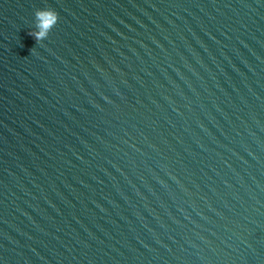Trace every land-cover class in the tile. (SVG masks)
<instances>
[{
    "label": "water",
    "instance_id": "1",
    "mask_svg": "<svg viewBox=\"0 0 264 264\" xmlns=\"http://www.w3.org/2000/svg\"><path fill=\"white\" fill-rule=\"evenodd\" d=\"M0 264H264V0H0Z\"/></svg>",
    "mask_w": 264,
    "mask_h": 264
}]
</instances>
